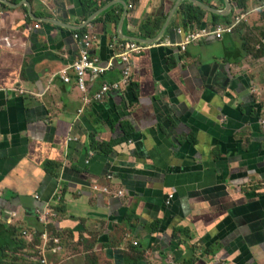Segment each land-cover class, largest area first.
Here are the masks:
<instances>
[{
	"label": "crops",
	"instance_id": "1",
	"mask_svg": "<svg viewBox=\"0 0 264 264\" xmlns=\"http://www.w3.org/2000/svg\"><path fill=\"white\" fill-rule=\"evenodd\" d=\"M263 5L0 0V236L24 243L2 264H264ZM189 7L200 26L230 18L232 34L183 51ZM147 19L161 20L153 39ZM79 32L111 63L86 93ZM130 46L128 85L95 101Z\"/></svg>",
	"mask_w": 264,
	"mask_h": 264
},
{
	"label": "built area",
	"instance_id": "2",
	"mask_svg": "<svg viewBox=\"0 0 264 264\" xmlns=\"http://www.w3.org/2000/svg\"><path fill=\"white\" fill-rule=\"evenodd\" d=\"M259 10L264 13V5L259 8ZM234 29V24L232 25H223V26H216V27H208L199 29L195 33L189 35L184 43V51L186 48V45L189 43H198L202 41L205 38L213 37L215 40L220 41L223 39L225 35L232 34ZM74 40L78 47V56L73 65L71 66V69L74 73V81L76 83L77 88L82 92L86 93L87 91V81L91 77H100L104 75L106 72L109 71L111 68V63H107L105 65L100 63V60L98 57H96L95 54H93L92 51V41L90 36L87 33L74 34ZM127 52L123 55H121L123 62L126 63V67L123 70V76L121 78V81L116 84L111 85H103L98 93L94 95L95 101H101L104 96L109 95L112 91H119L121 86H127L129 81L131 80V72L130 68L128 66L129 60L128 56L132 52H138L140 48L138 46H130L127 48ZM62 80L64 83H70L71 79L70 76L67 74V72H63ZM261 127L264 131V118L260 120ZM173 199V196H169L168 204L170 203V200ZM51 246H48V251L53 254H58L61 252V246H60V240L59 239H51ZM134 246L137 245V243L133 244ZM39 264H47V261L43 254H40V261Z\"/></svg>",
	"mask_w": 264,
	"mask_h": 264
},
{
	"label": "trees",
	"instance_id": "3",
	"mask_svg": "<svg viewBox=\"0 0 264 264\" xmlns=\"http://www.w3.org/2000/svg\"><path fill=\"white\" fill-rule=\"evenodd\" d=\"M202 19L203 18L201 16L194 14V10L192 9V7H189V9L187 11L186 19H185V21L187 23L184 26L185 29L188 28L189 26L192 27L191 31H195V30L203 29V28H208L209 25L200 26ZM217 19L218 18L215 17L214 21H216ZM226 19H227V22H226L227 25H231L232 23L230 22V18H226ZM147 22H148V25H151V27H152V33H148L147 35L144 36V38L153 39L154 37H156V32L161 26V20L157 21V19H147ZM191 23H193V24H191ZM215 23L216 22H214V24ZM79 34H81V33L79 32ZM113 123H115V122H112V125H113ZM117 126L123 127L122 131H123V133H125V136H128L130 139H133L132 137H130V134L133 133V130H131V125L129 123H125V122L119 120L117 122ZM127 126L130 128L129 130L126 129ZM89 139H90V143H91L92 147H94L96 149L100 148L97 145V140H96L94 134L90 135ZM108 145H109V143L104 144V145H100V146H106L107 147ZM108 149H107L106 153L109 152ZM73 169L78 171L75 168H73ZM49 171L51 172V170H49ZM63 193H64V191H63ZM5 248L7 249V252L9 254L15 255L17 253V251L24 249V243L22 241L18 240L17 235L14 231L7 230L4 232V234H2L0 236V264H2V261H3V254L5 252ZM141 255H142V253H140V255L134 257L135 258L134 261L130 260L127 256H125L124 264H137L141 260V257H142ZM194 262H195V260H192V261L186 262L185 264H194Z\"/></svg>",
	"mask_w": 264,
	"mask_h": 264
},
{
	"label": "clouds",
	"instance_id": "4",
	"mask_svg": "<svg viewBox=\"0 0 264 264\" xmlns=\"http://www.w3.org/2000/svg\"><path fill=\"white\" fill-rule=\"evenodd\" d=\"M263 14H264V13H263ZM198 30H199V29H198ZM198 30H196V31H198ZM196 31H195V32H196ZM195 32H194V33H195ZM191 34H193V33H191ZM191 34H189V35H191ZM189 35H188V36H189ZM188 36H187V37H188ZM187 37L185 38V41H186ZM185 41H184V43H185ZM184 43H183V45H184ZM191 44H193V43H189L188 45H186L185 51H186L187 47H188L189 45H191ZM183 45H182V46H183ZM183 47H184V46H183ZM183 51H184V49H183Z\"/></svg>",
	"mask_w": 264,
	"mask_h": 264
},
{
	"label": "rangeland",
	"instance_id": "5",
	"mask_svg": "<svg viewBox=\"0 0 264 264\" xmlns=\"http://www.w3.org/2000/svg\"><path fill=\"white\" fill-rule=\"evenodd\" d=\"M97 57V56H96ZM22 264H24V263H22Z\"/></svg>",
	"mask_w": 264,
	"mask_h": 264
}]
</instances>
